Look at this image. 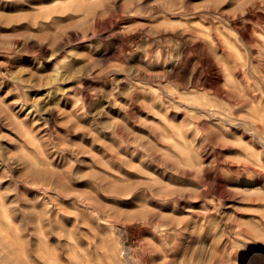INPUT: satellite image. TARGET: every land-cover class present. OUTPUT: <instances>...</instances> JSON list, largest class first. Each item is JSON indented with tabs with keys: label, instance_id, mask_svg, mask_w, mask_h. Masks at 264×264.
<instances>
[{
	"label": "rangeland",
	"instance_id": "obj_1",
	"mask_svg": "<svg viewBox=\"0 0 264 264\" xmlns=\"http://www.w3.org/2000/svg\"><path fill=\"white\" fill-rule=\"evenodd\" d=\"M1 173L25 264H264V0H0Z\"/></svg>",
	"mask_w": 264,
	"mask_h": 264
},
{
	"label": "bare ground",
	"instance_id": "obj_2",
	"mask_svg": "<svg viewBox=\"0 0 264 264\" xmlns=\"http://www.w3.org/2000/svg\"><path fill=\"white\" fill-rule=\"evenodd\" d=\"M62 112L61 113H63V110H61ZM57 145V144H56ZM58 148V147H57ZM56 148V149H57ZM49 150V149H48ZM55 150V149H54ZM47 151V150H46ZM8 152V151H7ZM48 152H52L51 151V149H50V151H48ZM55 152H57V151H55ZM10 153V152H9ZM47 153V152H46ZM46 153H45V155H46ZM50 154H53V153H50ZM50 154L48 155H46V156H50ZM56 154V153H55ZM51 156H55V155H51ZM11 157V158H10ZM9 158L10 159H15V160H18L19 161V163H22L23 165H25L26 167H31L33 170H41V163L37 160V159H34V158H30L29 156H27V155H25V154H23V153H19L18 155H12V156H9ZM54 158V157H53ZM50 164H52V162L50 161L49 162ZM3 174L1 173L0 174V184H2L3 183ZM165 189V191H166V193H168L169 192V189L170 188H164ZM0 201H1V194H0ZM4 206V204H1V208H0V264H25L24 263V261H23V258H22V255H24V247L23 246H21L20 244H16V242H15V238H17L18 237V235L19 234H12V230L14 229V224L13 223H8L7 224V226L6 227H4L3 226V224H2V222H1V218L2 217H10V212L7 210V209H3L2 207ZM12 216H13V214H12ZM145 217V216H144ZM144 217L143 218H141L142 220L144 219ZM173 217V216H172ZM146 218V217H145ZM178 218V217H177ZM179 219V218H178ZM178 219H176V217H175V219H170V222H168V224L170 223V227L173 225V224H175L174 223V220H178ZM177 224H179V223H177ZM181 224V223H180ZM180 224H179V226H180ZM164 225H165V223H164ZM182 225V224H181ZM165 226H169V225H165ZM179 226L177 227V228H179ZM183 226V225H182ZM182 226H181V228H182ZM16 227H18V226H16ZM176 227V226H175ZM166 228H168V227H166ZM165 228V229H166ZM174 228V227H173ZM180 228V229H181ZM169 229V228H168ZM167 230V229H166ZM165 230V233L167 232ZM170 230H171V228L169 229V233H170ZM178 230V229H177ZM174 231V230H173ZM175 233H177L176 231H174ZM164 233V234H165ZM171 233H173V232H171ZM178 233H179V231H178ZM167 234H168V232H167ZM172 235V234H171ZM178 235V234H177ZM189 235V234H188ZM165 237H166V235H164ZM173 236H174V233H173ZM180 235H178V237H179ZM164 237V238H165ZM172 237V236H171ZM170 237V238H171ZM188 237H191V236H188ZM167 238H168V235H167ZM173 239V238H172ZM178 239V238H177ZM187 238H185V240H182V242H179L178 244H177V241H176V244H174V243H168L169 244V247H170V249H175L176 248V250H177V252H175V253H177V255L179 254V252L181 251L182 252V248H183V246L186 248V246L185 245H188L187 244V240H186ZM165 240H167L166 238H165ZM174 241V240H173ZM172 241V242H173ZM186 241V242H185ZM169 242V241H168ZM165 245H166V241H165V243H164ZM163 244V246H162V248L164 249V248H166V247H164L165 245ZM191 244V243H190ZM193 245H194V243H193ZM193 245H192V247H193ZM167 246V245H166ZM169 247H167V248H169ZM218 249V248H217ZM216 249V250H217ZM167 250V249H166ZM165 250V251H166ZM160 251V250H159ZM163 251V250H162ZM184 251V250H183ZM15 252H17L18 254H19V256H14L13 254L15 253ZM16 253V254H17ZM162 253V252H161ZM171 252L169 251V253L168 254H170ZM175 253H174V255H173V257H175ZM212 253H214V252H212ZM246 254H248V253H246ZM185 255V254H184ZM245 255V254H244ZM164 256V255H163ZM169 256V255H168ZM170 256H172V255H170ZM180 256H181V253H180ZM179 256V257H180ZM233 256V255H232ZM161 257H162V255H161ZM166 257H167V255H166ZM214 257H216V256H214ZM228 257H230V256H228ZM243 257V256H242ZM163 258V257H162ZM171 258V257H170ZM170 258H168V259H170ZM182 258H183V256H182ZM165 259H167V258H165ZM164 259V260H165ZM177 259V258H176ZM180 259H181V257H180ZM225 259H227V257L225 258ZM231 259V258H230ZM164 260H163V262H164ZM182 260V259H181ZM228 260V259H227ZM174 261V260H173ZM173 261H171L172 262V264H177V263H173ZM171 262H167V263H171ZM212 262H213V260H212ZM222 263V262H221ZM164 264H166V263H164ZM179 264V263H178Z\"/></svg>",
	"mask_w": 264,
	"mask_h": 264
}]
</instances>
